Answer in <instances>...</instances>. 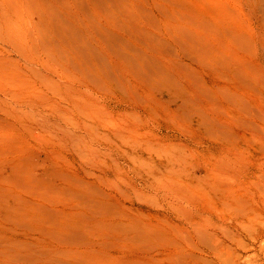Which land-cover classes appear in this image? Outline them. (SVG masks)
Returning a JSON list of instances; mask_svg holds the SVG:
<instances>
[{"label": "rangeland", "instance_id": "374dc122", "mask_svg": "<svg viewBox=\"0 0 264 264\" xmlns=\"http://www.w3.org/2000/svg\"><path fill=\"white\" fill-rule=\"evenodd\" d=\"M173 2L208 22L218 37L212 45L231 47H226V66L207 70L167 51L157 43L167 33L164 22L148 25L157 18L156 7L129 0L128 18L116 7L117 28L107 29L116 46L127 39L139 44L132 35L136 29L165 51L152 58L150 71L142 54L137 62L130 56L133 62L119 64L144 78L108 70L113 78L90 89L70 77L65 60L50 56L63 52L52 45L56 35L37 1L0 0V175L5 180L0 264H260L264 259V247L244 228L261 230L254 215L264 176V143L257 134L264 123L256 113L264 111L258 78L263 52L230 37L259 33L261 26L245 0ZM89 7L88 16L96 17ZM121 25L128 27L119 30ZM236 59L252 66L243 69ZM74 71L86 73L84 67ZM143 71L150 77L146 85ZM14 192L22 204L10 198Z\"/></svg>", "mask_w": 264, "mask_h": 264}, {"label": "bare ground", "instance_id": "6f19581e", "mask_svg": "<svg viewBox=\"0 0 264 264\" xmlns=\"http://www.w3.org/2000/svg\"><path fill=\"white\" fill-rule=\"evenodd\" d=\"M35 1H37L38 5H39L38 9L40 10L39 11L40 15L44 14L46 16V20L48 21L47 23H48V28H49L50 32L53 33L52 35L57 36V37L55 36L53 38L55 41H52L53 42L52 45L59 47V49H61L63 52L59 56H58V53H60L61 51L55 52V53L53 52V55L50 53H48V54H50V56L52 58H54V57L56 59L60 58L61 61L65 60L67 62V66H68L67 69L72 74L70 77H75L80 82H82V84H84V87H88L90 89H94V88L97 89L98 86H100L99 82L101 80H105L111 76H114V75L109 76L107 74L108 70H111L112 73L113 72H115V73L119 72L120 74H122L121 77H123L124 73L128 74L131 72L134 76H136L138 78H144V77L138 76L141 74H140V72H137L138 70L136 68H135V70L133 69V71H130V70L128 71L125 69V67H122L119 64L124 63L127 60L131 61L132 59H130V56H131V58L132 57L135 58V61L137 62V60H138L137 57H140L142 54L143 58L141 59V61L144 63L143 67L148 68L150 71V69H152L151 67H153V65H154V63L151 62L152 60H154L152 58H154L156 55L163 54L165 49L167 51H170L172 49L177 54L178 57L180 55H183L186 58L189 57L191 59V61L197 60L196 62H198L199 64L206 65V68H208L207 70H213V69L216 70L217 66L223 67V66H226V64H227L226 63L224 65V62H226L225 55L228 56L227 55L228 49L226 50V47L229 49H231V47L230 46L228 47L227 45L224 46L225 44L224 43L221 44V42L219 44H213L212 45V41L213 40L216 41V39H218V37L212 35V32L207 28L209 25L208 22L206 24V22L203 20L202 17H198V16L194 15L192 12L190 13L187 10H183L185 8L183 6H181L180 4L176 5V3L173 2L175 0H148L149 4L153 10L156 7L155 14L157 17L156 19H150L148 21L149 22L148 25L155 26V25H157V23L163 21L165 24V28L168 29L167 33L166 32L161 33L162 34V35H160L161 38L158 39V41H157L158 44H160V42H163L160 45L164 46L165 49H163L162 46L157 47L158 44L155 45V41L151 38V35H149V37L146 38L145 36L147 34L140 33L136 29L134 32H132L133 34L132 33L131 34L136 37V40L139 42V44H137V42H134V41H133L134 43L131 42L132 44L128 43L129 39H127L125 42L119 41L117 46H116L117 41H115L113 39L112 35H110V33L107 31V29H108V26L112 27L115 25L113 23L114 22L113 21L114 16H112V13L114 12L113 9H115L116 7L120 6V12L124 13L121 16L126 18V19L128 18L127 12L129 9V7H128L129 6V4H128L129 0H35ZM245 1L247 4H249V9L251 10L255 19H257L256 22L259 24V26H261V28H260L261 30L259 33L256 32L252 35H245L243 37H240L241 36L240 34H236V33L232 32V33H230V37L234 42H237L239 44V46H241L243 43L248 45V47H251V43L253 45H255L257 53H260L262 50V52H263L262 58L264 60V0H245ZM131 3H132V1H131ZM171 3H175V4L172 5ZM183 5L185 6V4H183ZM89 6L92 7L90 9L91 11H93L95 13L97 12L96 17L91 18V16H88L89 9L87 10V7H89ZM83 12H84V15H82ZM101 19H104L106 21V25H103L101 23ZM251 22H252V20H251ZM2 23L3 22L0 19V27H2L1 26ZM83 26H87L89 31L84 32L82 30ZM124 27H128V25H121V26H119L118 29L121 30ZM114 28H117V26H114ZM115 30H117V29H115ZM122 34H123V32H122ZM49 35H50V33H49ZM156 35H157V33H156ZM125 36L128 37L126 34H125ZM258 36L260 38H262L261 42L258 41V38H259ZM131 39H130V41H131ZM138 39H140L142 41H139ZM139 45H141V46H139ZM142 46H144L143 49L145 51H143V49L141 48ZM49 48H50V46L48 47V49ZM141 49H142V51H141ZM52 50H54V49H52ZM136 50H138L137 54L136 53L132 54L133 52H136ZM56 51H58V50H56ZM23 53L25 54V52H23ZM127 53L129 55H127ZM24 54H22V55H24ZM51 57H48V59L52 60ZM157 58L159 59L158 56H157ZM49 60H47V61L49 62ZM103 60H108V63L107 62L105 63ZM17 61H19V60H16V62ZM131 62H133V61H131ZM235 62L237 64L241 63L237 59L235 60ZM45 63L46 62H44V64ZM247 64H248V62H247ZM246 66H247L246 64H242L240 67L246 68ZM248 66L247 67L249 70V68L252 65L250 66L248 64ZM82 67L85 68L86 73L73 75L76 73L74 71V69H76V68L81 69ZM204 67L205 66H203V68ZM175 69H176V67H174V70ZM261 70L262 71L259 70L260 71L259 76L258 75L257 76L259 79L262 80L259 84V89L261 88V91H262V89L264 88V65L262 66V64H261ZM219 72H221V71H219ZM102 73H104V74L102 75ZM147 73H148V71H143V74H145V76L147 77V79L145 80V85L149 83L148 81H150L148 79L150 77L148 76ZM156 74L160 77H163L165 75V73H160V72H158ZM253 74H254V71H253ZM150 75L154 78L153 74L150 73ZM57 77L61 78L62 76L57 74ZM104 77H105V79H104ZM214 77L216 78V76H214ZM112 78L113 77H111V79ZM118 79L119 78H117V80ZM118 81H121V80L119 79ZM255 82L257 84V81H255ZM248 88H252V87L250 86ZM255 90H256V88H255ZM256 92L259 94L258 91H256ZM19 95H17L19 98L25 97V96H23V94H19ZM18 97H17L18 100L17 99L15 100L17 105H19L18 104L19 100H21ZM244 101L246 102V99H244ZM241 103L243 104V102H241ZM245 105L247 106V104H245ZM261 105H259V106L261 107ZM262 107H264V105H262ZM256 109H258V107ZM260 109L261 108H259V110ZM263 110H264V108H263ZM244 112H243V114H244ZM256 113H259V118L257 116H253V117L260 119V123L263 124L264 123V111H262V110L257 111L256 110ZM245 115H247V113ZM254 115H255V112H254ZM247 117L248 116H246V118ZM246 118L244 117V119L246 121H248V123H249V120H247ZM251 118H249V119H251ZM243 122H244V120H243ZM243 122H242V124H243ZM53 124H55V123H53ZM56 125L60 127L61 124L58 123ZM256 125H258V124H256ZM75 127H80V123L76 122ZM242 127L245 130V128H247L248 125H246V127L242 125ZM254 128L253 129L256 130L259 127L257 126V128L256 127H254ZM250 130H251V128H250ZM250 130H249V132H250ZM246 132H247V130H246ZM257 134L260 135V139L264 143V127L263 126L261 127V129L259 130V132ZM86 145L88 146L87 142H86ZM73 149H74V147H73ZM43 167H44V171H45L46 167L45 166H43ZM262 180L263 181L260 183V186H259V190H260L259 209L258 210L256 209L257 210L256 215H254V217L256 219V224L259 226V228H261V230L257 229V230L251 231V229L247 228L246 225L244 227L245 230L248 232L247 235L250 236L252 241L254 239L255 243H259L258 245H260L259 246L260 248L264 247V176L262 177ZM4 182H5V180L3 181V177L0 175V185H2V183L4 184ZM25 186H28V185H25ZM257 195H258V193H257ZM10 196H12L10 198H12L17 204H19V205L22 204L20 199L15 198V192L12 193ZM253 196L251 198H253ZM257 200H258V197H257ZM252 205H254V203ZM256 205L258 206V204H256ZM5 206H9L8 202H6ZM249 206H251V205H249ZM252 208H254V207H252ZM1 209L2 208H0V213H1ZM249 211H250V209H249ZM241 216H243V215H241ZM244 217H242V218H244ZM251 217H252V215H251ZM246 218H247V216H246ZM233 219H235V218H233ZM248 220H249V218H248ZM228 223H230V222H228ZM232 226H234V225H232ZM237 226L235 225V228ZM237 231H238V229H237ZM259 232H262L261 236L257 235ZM243 233H244V231H243ZM239 235H241V234H239ZM253 246H254V244H253ZM248 247H251V246H248ZM8 249H9V247H8ZM242 250H243V248H242ZM244 251H246V250L244 249ZM246 259L248 260L249 256H247ZM262 261L260 260L259 263L264 264V261L263 262ZM256 263L257 262H253V264H256Z\"/></svg>", "mask_w": 264, "mask_h": 264}]
</instances>
